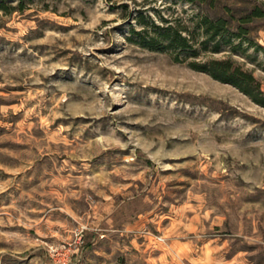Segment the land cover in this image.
I'll return each mask as SVG.
<instances>
[{"label":"rangeland","instance_id":"374dc122","mask_svg":"<svg viewBox=\"0 0 264 264\" xmlns=\"http://www.w3.org/2000/svg\"><path fill=\"white\" fill-rule=\"evenodd\" d=\"M151 8L197 11L0 0V264H264V106L128 39ZM248 26L260 47L199 59H232L264 92V16Z\"/></svg>","mask_w":264,"mask_h":264},{"label":"trees","instance_id":"16d2710c","mask_svg":"<svg viewBox=\"0 0 264 264\" xmlns=\"http://www.w3.org/2000/svg\"><path fill=\"white\" fill-rule=\"evenodd\" d=\"M160 3H187L195 6L197 11L185 18H168L160 14L159 8H151L153 14L146 9L135 10L129 28L128 39L141 47L155 51H171L173 59H188V65L212 78L229 83L245 93L252 101L264 106V92L260 82L251 72L242 69L232 59L207 58L199 59L209 53L227 50L237 52L243 43L260 47L250 36V22L264 16V11L254 6L246 13L235 18L233 15H211L202 12L201 5L210 0H148ZM255 47V48H256Z\"/></svg>","mask_w":264,"mask_h":264},{"label":"built area","instance_id":"2783aa9c","mask_svg":"<svg viewBox=\"0 0 264 264\" xmlns=\"http://www.w3.org/2000/svg\"><path fill=\"white\" fill-rule=\"evenodd\" d=\"M55 255L58 257L59 261H65L66 259H68V254L65 251H59L58 249L55 250Z\"/></svg>","mask_w":264,"mask_h":264}]
</instances>
